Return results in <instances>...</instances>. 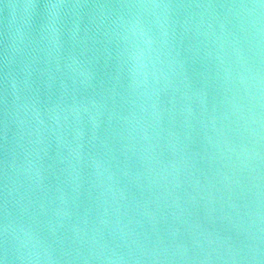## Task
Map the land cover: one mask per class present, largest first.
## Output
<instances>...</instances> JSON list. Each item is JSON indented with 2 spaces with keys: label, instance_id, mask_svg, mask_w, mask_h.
<instances>
[{
  "label": "water",
  "instance_id": "water-1",
  "mask_svg": "<svg viewBox=\"0 0 264 264\" xmlns=\"http://www.w3.org/2000/svg\"><path fill=\"white\" fill-rule=\"evenodd\" d=\"M0 264H264V0H0Z\"/></svg>",
  "mask_w": 264,
  "mask_h": 264
},
{
  "label": "snow or ice",
  "instance_id": "snow-or-ice-1",
  "mask_svg": "<svg viewBox=\"0 0 264 264\" xmlns=\"http://www.w3.org/2000/svg\"><path fill=\"white\" fill-rule=\"evenodd\" d=\"M52 7H56V5H53Z\"/></svg>",
  "mask_w": 264,
  "mask_h": 264
}]
</instances>
